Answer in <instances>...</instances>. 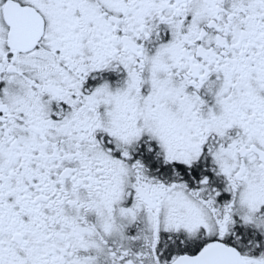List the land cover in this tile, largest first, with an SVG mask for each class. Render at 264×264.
I'll return each instance as SVG.
<instances>
[{
    "label": "snow or ice",
    "instance_id": "obj_1",
    "mask_svg": "<svg viewBox=\"0 0 264 264\" xmlns=\"http://www.w3.org/2000/svg\"><path fill=\"white\" fill-rule=\"evenodd\" d=\"M0 264H264V0H0Z\"/></svg>",
    "mask_w": 264,
    "mask_h": 264
}]
</instances>
